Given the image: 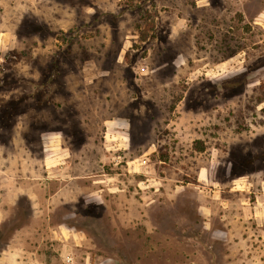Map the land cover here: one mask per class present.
Returning <instances> with one entry per match:
<instances>
[{"label": "rangeland", "instance_id": "374dc122", "mask_svg": "<svg viewBox=\"0 0 264 264\" xmlns=\"http://www.w3.org/2000/svg\"><path fill=\"white\" fill-rule=\"evenodd\" d=\"M261 243L264 0H0V264H264Z\"/></svg>", "mask_w": 264, "mask_h": 264}, {"label": "crops", "instance_id": "0c3cea01", "mask_svg": "<svg viewBox=\"0 0 264 264\" xmlns=\"http://www.w3.org/2000/svg\"><path fill=\"white\" fill-rule=\"evenodd\" d=\"M197 181H198V185H199V187H201V188H204V189H206V188H209L210 186H212V185H216V183H208L209 181H211V179H209V177L207 176V173H205L204 174V172L203 171H200L199 172V174H198V177H197ZM213 181V180H212ZM239 184V186H240V189H242L243 190V188H244V186L247 184V183H238ZM236 188V184L234 185V183L232 184V186H231V188H230V190H234ZM242 203H244V204H241L240 205V207H242V208H244L245 210H247V206L245 205L246 204V201H242ZM247 212V211H246ZM246 218H248V214L246 213V215L244 216V215H242V214H239V216L238 215H235V216H231L230 215V217H227L226 219H224L225 220V222H226V226H228L229 227V224H233V222H235V223H237V222H243ZM210 219V218H209ZM207 221H210V220H207ZM224 224V223H223ZM26 228H22V229H20V230H18L17 231V233H16V237L20 234V233H22V232H24L23 230H25ZM27 231V230H26ZM33 232V231H32ZM34 233V232H33ZM13 241V240H12ZM28 244H26V245H23L22 247H19V248H17V249H22L21 251H23V249H25V248H28V247H31V249H30V251H26V252H29V254H26V256L24 255L23 257H27V258H29V264H62V262L61 263H57L58 262V260H59V258H60V256H62L63 255V253H65L66 251H62L61 249H56V252L58 253V254H56V255H52V257H53V259H51V258H48V260L46 261V263L44 262V260H43V256H42V254H40V251L38 250V248L35 246V247H32V246H27ZM262 245L264 246V244L263 243H261V244H259V245H254V252L256 251V252H258V251H261L262 250ZM14 247H17V245H11V246H9V249L6 251V253L8 254V256H12V260H14L16 263H18V264H25V263H22V262H27V261H25V260H23V259H21V258H19V257H21V254L18 252L16 255H13L12 254V248H14ZM264 251V250H263ZM62 253V254H61ZM15 256V258H13ZM59 256V257H58ZM6 258H7V255H6ZM25 259V258H24ZM51 259V260H50ZM51 261V263H49L48 261ZM73 263H75L74 261H72ZM260 262H262V261H259V260H252V264H260ZM73 263H70V262H68L67 261V256H66V260L64 261V264H73Z\"/></svg>", "mask_w": 264, "mask_h": 264}]
</instances>
